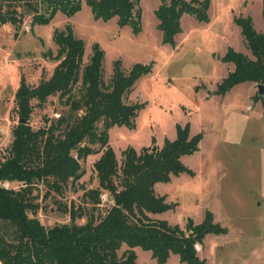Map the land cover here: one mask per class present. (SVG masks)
<instances>
[{"label":"trees","instance_id":"trees-1","mask_svg":"<svg viewBox=\"0 0 264 264\" xmlns=\"http://www.w3.org/2000/svg\"><path fill=\"white\" fill-rule=\"evenodd\" d=\"M82 1L95 21L116 17L118 26H129L134 35L141 32L140 0H0V25L10 24L18 30L27 16L31 26L48 25L57 13L74 16ZM209 7L210 0H160L154 15L162 42L175 47L181 17L186 14L207 23ZM261 15L264 21V0ZM233 23L240 28L250 56L227 48L221 61L231 63L233 69L217 84L216 96L246 82L264 85V33L255 31L249 16L234 17ZM52 40L56 53L49 56L57 65L51 76L37 85L28 84L22 76L14 94L18 124L11 132L8 155L0 162V262L136 264L134 248L140 247L150 251L157 264H165L171 253L186 264H204L196 244H202L209 233L226 232L213 221L211 211H206L199 223L187 218L184 228L150 216L175 208L176 204L167 203L166 196L157 195L154 187L180 174L194 176L181 158L199 150L202 134L191 135L189 123L176 124L173 140L164 139L157 147L152 139L151 146L139 151L127 147L119 163L109 144V130L114 126L135 129V120L145 105L128 103L126 96L151 67L135 63L124 71L121 61L115 60L105 82L104 53L98 44L92 45L84 63V42L75 36L70 24L54 30ZM53 96L68 108L67 113L34 129L30 125L34 103L42 105ZM254 100L264 109V95L256 94ZM96 154L99 157L93 172L98 185L94 189L81 187L82 203L97 210L105 192L112 205L102 214L89 212L84 223L76 221L87 214L84 208L65 207L69 222L44 226L36 216L40 209L38 184L47 189L44 198L51 191L60 194L83 176L80 161ZM5 182L20 185L18 189L6 188ZM122 245L127 248L119 253Z\"/></svg>","mask_w":264,"mask_h":264},{"label":"rangeland","instance_id":"rangeland-1","mask_svg":"<svg viewBox=\"0 0 264 264\" xmlns=\"http://www.w3.org/2000/svg\"><path fill=\"white\" fill-rule=\"evenodd\" d=\"M159 4L160 0H140L142 29L137 35L129 26H118L116 17L95 21L84 1L71 18L57 13L48 25L31 26L30 16L23 19L18 30L10 24L0 25V162L8 155L11 132L18 124L14 94L21 77L37 85L51 76L57 65L49 56L56 53L53 32L70 24L75 36L84 42V63L94 43L103 51L105 82L111 77L115 60L121 61L124 71L135 63L151 67L126 96L128 103L145 105L135 120V129L114 126L109 130V144L119 163L127 147L139 151L151 146L152 139L157 147L164 139L173 140L176 124L189 123L191 135L202 134L199 150L181 158L194 176L180 174L154 187L155 193L166 196V202L176 204L175 208L150 216L184 228L187 218L199 223L205 212L211 211L213 221L226 232L209 233L202 244H196L204 264H264V109L254 100L256 85L249 82L236 85L224 96L213 94L233 69L231 63L221 61L227 48L250 56L233 18L249 16L255 31L264 33L262 0H210L207 23L182 17L175 47L162 42L156 27L154 10ZM67 111L57 96L42 105L34 103L30 125L37 129ZM98 157L90 155L80 161L83 176L60 194L51 191L44 198L47 189L38 184L40 209L36 216L44 226L69 222L65 207L84 208L87 214L76 219L84 223L89 212L102 214L112 205L105 192L97 210L82 203L81 187L94 189L98 185L93 172ZM3 185L18 189L20 184ZM126 248L122 245L119 253ZM134 251L136 264H157L150 251L140 247ZM165 264L186 263L171 253Z\"/></svg>","mask_w":264,"mask_h":264},{"label":"water","instance_id":"water-1","mask_svg":"<svg viewBox=\"0 0 264 264\" xmlns=\"http://www.w3.org/2000/svg\"><path fill=\"white\" fill-rule=\"evenodd\" d=\"M257 96L262 97L264 95V85L258 84L256 85ZM24 120H20L19 123H23Z\"/></svg>","mask_w":264,"mask_h":264},{"label":"crops","instance_id":"crops-1","mask_svg":"<svg viewBox=\"0 0 264 264\" xmlns=\"http://www.w3.org/2000/svg\"><path fill=\"white\" fill-rule=\"evenodd\" d=\"M158 6H159V5H158ZM154 11H155V10H154ZM184 15H186V14H184ZM184 15H183V16H184ZM183 16H182V17H183ZM188 16H189V15H188ZM182 17H181V19H182ZM190 17H191V16H190ZM208 17H209V14H208ZM192 18H193V17H192ZM181 19H180V22H181ZM193 19H195V18H193ZM196 21H197V20H196ZM199 23H200V22H199ZM156 27H157V25H156ZM139 34H140V33H139ZM252 84H253V83H252ZM0 264H2V263L0 262Z\"/></svg>","mask_w":264,"mask_h":264}]
</instances>
